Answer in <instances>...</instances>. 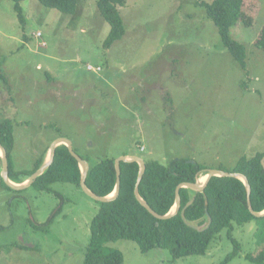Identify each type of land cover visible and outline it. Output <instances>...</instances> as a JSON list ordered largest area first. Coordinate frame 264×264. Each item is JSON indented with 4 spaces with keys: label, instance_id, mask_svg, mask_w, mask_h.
<instances>
[{
    "label": "rangeland",
    "instance_id": "1",
    "mask_svg": "<svg viewBox=\"0 0 264 264\" xmlns=\"http://www.w3.org/2000/svg\"><path fill=\"white\" fill-rule=\"evenodd\" d=\"M20 6L24 25L15 1L0 0V67L9 85L0 81V124H12L20 181L59 137L93 164L135 152L165 166L189 159L231 172L241 158L264 153V52L255 45L264 0H244L250 21L230 28L246 48L245 69L198 0H125V35L109 49L96 0H78L73 15L37 0ZM51 188L2 191L0 264H83L99 205L70 183ZM252 227L235 226L241 251L228 264H255L245 259L258 253ZM105 248L119 251L123 264H221L233 247L224 230L205 255L183 259L141 253L127 240Z\"/></svg>",
    "mask_w": 264,
    "mask_h": 264
},
{
    "label": "trees",
    "instance_id": "2",
    "mask_svg": "<svg viewBox=\"0 0 264 264\" xmlns=\"http://www.w3.org/2000/svg\"><path fill=\"white\" fill-rule=\"evenodd\" d=\"M14 1V10L18 20L24 25L25 18L20 6L22 0ZM37 1L40 5L55 9L65 15H73L78 2V0ZM198 1L199 6L205 9L207 18L217 28L223 46L234 61L245 69L246 48L230 36L231 27L239 21L245 20L243 23L250 21L244 17V0H213L211 3ZM124 2L125 0H96L98 12L109 25V33L103 42L104 49H109L125 35V26L118 10ZM255 45L264 52V25ZM0 81L9 87L1 67ZM0 143L7 151L9 178L14 181L18 180V183L27 180L40 168L48 151L47 147L34 162L27 178L20 181L17 174H13L15 167L10 157L14 150L13 127L10 121L6 120L0 124ZM263 157L264 153H257L250 159L243 157L231 171L241 173L248 178L251 186L250 200L255 212L264 211V170L261 166ZM114 160H98L90 166L86 186L94 194L105 197L113 192L116 184ZM144 162L146 170L138 191L159 215H166L174 206L175 190L180 183H194L196 178L206 175V168L198 163L192 164L189 159L173 160L167 166L156 160L144 159ZM120 169L121 183L118 198L110 203L97 202L99 209L89 225L90 242L83 258V264H123V257L119 251L105 248V244L117 240L134 242L139 251L144 254L152 250H168L174 259L201 256L207 253L215 236L224 230L227 231L228 240L233 247L221 263L228 264L239 256L241 251L240 244L232 237V231L235 226H244L251 222H254L256 226L258 253L256 255L247 254L245 259L255 264H264V217L256 218L249 212L247 193L242 181L235 178L216 177L202 192H194L187 188L180 189L181 210L193 199V203L184 211V217L190 225L205 224L207 222L206 212L212 219L209 228L199 232L189 227L182 220L180 213L168 220H159L150 215L134 196L139 165L135 162L121 163ZM80 177V169L76 160L70 155L66 146L61 145L56 149L52 165L36 179L31 187L48 193L52 191L51 186L55 183H70L80 189ZM1 185L5 190L9 189L2 181ZM259 237L262 239L260 240Z\"/></svg>",
    "mask_w": 264,
    "mask_h": 264
},
{
    "label": "water",
    "instance_id": "3",
    "mask_svg": "<svg viewBox=\"0 0 264 264\" xmlns=\"http://www.w3.org/2000/svg\"><path fill=\"white\" fill-rule=\"evenodd\" d=\"M64 145L66 146L68 152L70 155L76 160L78 167L80 169V189L82 192L88 196L90 199L99 202V203H110L112 201H115L120 192V177H121V169L120 165L121 163H137L139 165V171H138V176L134 188V196L137 200V202L143 207L150 215H152L154 218L159 219V220H168L175 215L180 213V216L182 220L191 228L201 232L209 228V226L212 223V219L209 216V214L206 212L207 215V222L203 224L202 226H193L190 225L185 217H184V211L185 209L190 206L193 203V199L187 203V205L181 210V197H180V189L182 188H187L189 190H192L194 192H202L205 190V188L208 186L209 182L216 177H227V178H235L243 182L244 187L246 189L247 193V206L249 212L256 218H262L264 217V211L262 212H255L252 208V203L250 200V195H251V186L249 183L248 178L241 174V173H233V172H227L223 170H218V169H210V170H205V181L203 183H199V178H196L195 182H182L180 183L175 190V204L171 208V210L166 214V215H159L156 213L148 204L147 202L140 196L138 187L141 183V180L143 178V175L146 170V165L144 160L136 155H125V156H120L117 159L114 160V167H115V172H116V184L113 192L105 197L98 196L94 194L87 186H86V180H87V175L89 172L90 166L88 165V162L84 159H82L73 149L72 142L70 139L66 137H59L53 140L51 143L48 151H47V157L45 158L43 164L38 168L26 181L22 182V184H14L10 181L9 178V166H8V158H7V151L5 147L0 143V159H1V177L4 182V184L10 188L11 190L15 192H20L25 189L30 188L35 182L36 179L41 176L53 163L54 157H55V152L56 149ZM192 164H195L193 161H189ZM261 166L264 170V157L261 159Z\"/></svg>",
    "mask_w": 264,
    "mask_h": 264
},
{
    "label": "crops",
    "instance_id": "4",
    "mask_svg": "<svg viewBox=\"0 0 264 264\" xmlns=\"http://www.w3.org/2000/svg\"><path fill=\"white\" fill-rule=\"evenodd\" d=\"M55 140V139H54ZM1 167L2 166H0V196H2V191L3 192H6L7 190H5V188H3L2 187V185H1V181L3 182V180H2V178H1ZM15 168H16V166H15ZM10 181L12 182V183H14V184H22V183H18L19 181L17 180V181H14V180H11L10 179ZM4 183V182H3ZM8 190H11L10 188L8 189ZM11 191H13V190H11ZM13 192H15V191H13ZM7 193V192H6ZM249 225H253V227H252V229L256 232V226H255V224L253 223V224H251V223H249ZM256 234V233H255Z\"/></svg>",
    "mask_w": 264,
    "mask_h": 264
},
{
    "label": "flooded vegetation",
    "instance_id": "5",
    "mask_svg": "<svg viewBox=\"0 0 264 264\" xmlns=\"http://www.w3.org/2000/svg\"><path fill=\"white\" fill-rule=\"evenodd\" d=\"M101 133H102V131L101 132H99V135H101ZM91 142H89L88 143V147L91 145L90 144ZM90 144V145H89ZM90 148V147H89ZM89 150H91V148L89 149ZM136 153L134 152V153H131V154H124V155H122V156H125V155H135ZM98 156V155H97ZM140 157V156H139ZM82 158V157H81ZM82 159H84V160H86L87 162H88V165L89 166H93L94 164L93 163H91V162H89L87 159H85V158H82ZM143 159V158H142ZM144 160V159H143ZM8 166H9V164H8Z\"/></svg>",
    "mask_w": 264,
    "mask_h": 264
},
{
    "label": "built area",
    "instance_id": "6",
    "mask_svg": "<svg viewBox=\"0 0 264 264\" xmlns=\"http://www.w3.org/2000/svg\"><path fill=\"white\" fill-rule=\"evenodd\" d=\"M36 36L39 38V37H41V34L38 33V34H36ZM43 45H45V44L43 43ZM88 68H89V70H93V68L91 66H88Z\"/></svg>",
    "mask_w": 264,
    "mask_h": 264
},
{
    "label": "bare ground",
    "instance_id": "7",
    "mask_svg": "<svg viewBox=\"0 0 264 264\" xmlns=\"http://www.w3.org/2000/svg\"><path fill=\"white\" fill-rule=\"evenodd\" d=\"M205 178H206V177H201V178H199V183H203V182L205 181Z\"/></svg>",
    "mask_w": 264,
    "mask_h": 264
},
{
    "label": "clouds",
    "instance_id": "8",
    "mask_svg": "<svg viewBox=\"0 0 264 264\" xmlns=\"http://www.w3.org/2000/svg\"><path fill=\"white\" fill-rule=\"evenodd\" d=\"M26 181V180H25Z\"/></svg>",
    "mask_w": 264,
    "mask_h": 264
}]
</instances>
